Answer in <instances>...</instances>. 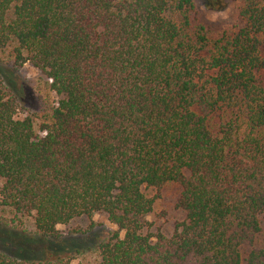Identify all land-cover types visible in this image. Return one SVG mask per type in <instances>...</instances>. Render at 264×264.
I'll return each mask as SVG.
<instances>
[{
	"label": "trees",
	"instance_id": "16d2710c",
	"mask_svg": "<svg viewBox=\"0 0 264 264\" xmlns=\"http://www.w3.org/2000/svg\"><path fill=\"white\" fill-rule=\"evenodd\" d=\"M197 1L0 0L1 228L46 240L102 213L116 230L87 264H264V0H236L219 35ZM25 64L37 124L10 76ZM170 186L183 218L150 232Z\"/></svg>",
	"mask_w": 264,
	"mask_h": 264
},
{
	"label": "rangeland",
	"instance_id": "374dc122",
	"mask_svg": "<svg viewBox=\"0 0 264 264\" xmlns=\"http://www.w3.org/2000/svg\"><path fill=\"white\" fill-rule=\"evenodd\" d=\"M226 1L228 2L227 8L219 11L206 10L200 1H197L199 19L209 24L215 35L229 31L234 25L240 24L235 10L237 1ZM5 54L6 52L0 53V59L4 58ZM12 73L10 76L18 87V95L23 105L21 115L32 116L37 124L41 112L36 100L41 94L40 88L44 79L36 69L27 64ZM148 193L154 195L155 191L148 190ZM178 193L177 186L166 187L159 192L160 197L148 216V220L152 223L150 232L160 231L170 234L175 223L182 220V212L175 207ZM5 214L8 215V213ZM26 227L25 236L0 227V251L19 258L42 259L57 255L70 257L71 264H87L95 261L97 258L96 244L116 230V227L102 213L95 214L91 218H78L67 226H59V238L42 240L33 237L31 219H27Z\"/></svg>",
	"mask_w": 264,
	"mask_h": 264
}]
</instances>
